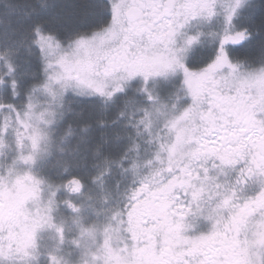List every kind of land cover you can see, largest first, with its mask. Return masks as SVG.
<instances>
[{"label":"snow or ice","instance_id":"1","mask_svg":"<svg viewBox=\"0 0 264 264\" xmlns=\"http://www.w3.org/2000/svg\"><path fill=\"white\" fill-rule=\"evenodd\" d=\"M238 6L239 0L225 10L226 24L233 23ZM249 6L259 10V24H264V4L251 0ZM90 7L85 17L93 15L95 7L108 19L125 8L133 15L113 39L107 33L77 40L58 32L49 33L53 38L48 40L37 35L42 83L57 79L64 95L81 90L106 100L123 97L127 102L139 94L147 105L159 99L150 89L156 78L177 77L181 91L175 111L165 115L157 145V157L167 153L174 178L157 192H152L150 178L137 182L121 214L127 213L132 225L131 242L125 239L122 254L127 252L130 260L138 256L134 264H264V181L255 195L238 194L250 178L264 177V100L257 102L250 87L253 78L238 74L232 62L252 33L226 28L209 60L194 67L187 54L199 38L187 36L183 29L194 19L215 15L216 0H104ZM74 46L79 51L73 52ZM86 48L93 51L85 54ZM6 87L11 95L18 85L13 81ZM142 111L146 118V109ZM213 169L234 171L235 182L219 181ZM144 189L157 202L156 210L140 219L137 228L131 209ZM197 214L212 221V228L190 235L188 217ZM43 223L41 217L33 225L24 251L34 246L35 232ZM6 235V229L0 230V248L7 243Z\"/></svg>","mask_w":264,"mask_h":264},{"label":"rangeland","instance_id":"2","mask_svg":"<svg viewBox=\"0 0 264 264\" xmlns=\"http://www.w3.org/2000/svg\"><path fill=\"white\" fill-rule=\"evenodd\" d=\"M245 1L239 0L237 11ZM236 3L237 0H216L215 15L211 18L194 19L183 29L187 36L199 38V42L187 54L190 58L191 54L197 53V47L214 49L226 28L248 29L236 25L234 21L231 25L226 24L225 10ZM51 4L52 2L48 1L43 7L49 9ZM121 19L122 12L116 14L114 20L110 19L100 29L74 36L72 39L88 38L101 33H107L108 39H113L123 25ZM215 20L221 23V29H210L208 38L205 26ZM16 33L18 32L0 27V230H7L4 238L7 243L0 248V264H31L41 260L45 264H134V261L139 259L138 256L130 260L127 252L122 254L126 247L125 239L128 238L131 242L132 225L129 224V215L121 214L128 208L129 199L137 187L131 188L129 193L124 195L128 199L126 206L119 208L117 202L110 203L101 197L95 209L93 204H88L89 199L99 195L95 184H86L77 177L63 183L51 184L40 177L38 163L52 152L49 124L53 121V111L59 104L58 100L65 95L57 79L42 83L44 75L40 66L42 78L32 85L25 100L22 102V99H18L17 104L5 105L3 95L6 82H17L16 79L20 82V76L32 75L25 63L18 62L12 55L13 38L18 35ZM41 36L46 40L53 38L48 35ZM183 39V36L178 38V46ZM72 51L77 52L79 49L74 46ZM84 51L87 54L93 50L86 48ZM232 62L237 66L238 74L253 78L250 87L255 90L257 102L264 100V81L260 79L264 77V61L251 63L232 58ZM176 80L177 77L171 75L152 80L150 89L159 99L151 105L145 104L144 107L147 108L144 124L151 136L147 141L155 151L148 157V166L137 171L134 166V173H138V181L144 178L152 180V192L165 188L174 178L170 176L173 168L168 165L167 153L162 152L161 156L157 157V145L159 132L164 128L165 115H172L178 106L177 97L181 94L178 89L171 95L170 90H164L162 94L160 87ZM67 94L73 97L86 95L81 90H69ZM163 95L173 98H163ZM139 96L144 100L142 95ZM138 162L140 161L136 158L135 163L140 164ZM211 165L212 161H208L207 166L211 168ZM155 169L161 171L157 173ZM211 174L218 175L219 181L229 185L235 182L237 175L227 169L223 173L219 169H213ZM262 181L264 177L250 178L247 184H251L239 186L238 194L241 197L255 195ZM78 184L80 187H77ZM247 187H250L248 191ZM138 196L135 207L131 209V217L137 221V228L139 220L151 216L157 204L147 189L138 192ZM41 217L44 218V223L35 232L34 246L27 247V251H24L33 225ZM188 223L192 226L188 232L190 235L206 234L212 228V221L200 214L189 216Z\"/></svg>","mask_w":264,"mask_h":264},{"label":"trees","instance_id":"3","mask_svg":"<svg viewBox=\"0 0 264 264\" xmlns=\"http://www.w3.org/2000/svg\"><path fill=\"white\" fill-rule=\"evenodd\" d=\"M48 1L52 2L49 9L43 7ZM255 2L256 5L264 4V0ZM102 4L104 0H0V27L18 32L13 38L12 55L18 62L25 63L32 73L31 77L20 76V82L16 79L18 87L15 93L10 95L6 87L3 95L5 105L17 104L18 99L23 102L32 85L42 78L37 35L50 36L49 33L58 32L62 37L72 38L100 29L110 20L100 14L101 9L95 7L94 14L88 17L84 13L93 10L90 6ZM250 4L251 0L245 1L237 11L234 23L248 28L252 38L237 49L232 58L259 63L264 61V24H259L260 12ZM253 14L255 19H252ZM216 29H221V23ZM206 35L209 38L207 30ZM208 49L197 47L194 58L201 55L205 63L214 50ZM10 84L6 82V85ZM177 89L180 91L178 80L160 87L162 94L164 90H170V95ZM166 97L173 98L163 95ZM58 101L53 121L49 124L52 152L38 163L40 177L51 184L63 183L74 177L86 184H95L97 189H94L99 191V195L88 201L89 206L93 204L95 209L101 197L110 203L117 202L119 208L126 206L128 199L124 195L137 187L139 180L134 166L135 171L145 169L148 157L155 151L147 141L151 136L144 124L142 109L145 101L139 95L126 102L123 97L106 100L90 94L80 97L67 94ZM136 158L140 164L135 163ZM31 264L45 263L41 260Z\"/></svg>","mask_w":264,"mask_h":264},{"label":"flooded vegetation","instance_id":"4","mask_svg":"<svg viewBox=\"0 0 264 264\" xmlns=\"http://www.w3.org/2000/svg\"><path fill=\"white\" fill-rule=\"evenodd\" d=\"M127 2L130 3L131 0H127ZM128 9H129V8H125V9L123 10V12H122V19H121V22H122L123 25H124L126 22L130 21L129 19L126 18V15H125V13H126V11H127ZM216 24H217V25L219 24V23L217 22V20L213 21V22L210 23L208 26H205V28H206V30H207L208 32H210V29H211V31H213V30L215 29V27H217ZM202 54L204 55L205 52H202ZM194 56H195V54H191L192 61H195L194 64H193L194 67H198V66L204 64V63L202 62V61H203V56L199 55L198 58H194ZM255 83H256V81H255ZM241 107H242V106H241ZM250 184H251V182L248 183L247 186H249ZM248 189H250V187H247V191H248ZM256 192H257V191H256ZM255 194H256V193H255Z\"/></svg>","mask_w":264,"mask_h":264},{"label":"water","instance_id":"5","mask_svg":"<svg viewBox=\"0 0 264 264\" xmlns=\"http://www.w3.org/2000/svg\"><path fill=\"white\" fill-rule=\"evenodd\" d=\"M125 15H126V18L130 20L132 15H133V10L132 9H128L126 11Z\"/></svg>","mask_w":264,"mask_h":264}]
</instances>
